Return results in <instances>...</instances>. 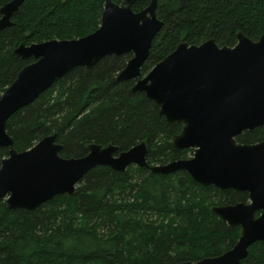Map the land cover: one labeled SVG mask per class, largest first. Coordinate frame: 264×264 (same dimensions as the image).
<instances>
[{
  "label": "trees",
  "instance_id": "1",
  "mask_svg": "<svg viewBox=\"0 0 264 264\" xmlns=\"http://www.w3.org/2000/svg\"><path fill=\"white\" fill-rule=\"evenodd\" d=\"M9 1L0 0V8ZM105 2L25 0L13 15L15 25L0 31V98L34 61L17 57L16 47L91 34L101 24ZM150 2L134 0L133 10ZM156 14L164 25L142 75L181 41L213 38L234 46L239 31L253 40L264 33V0H158ZM131 56L108 55L93 68L76 67L56 79L8 119L15 148L27 150L56 134L67 158L85 156L90 143L117 144L121 152L142 141L149 145L150 164L188 158L193 149L172 146L182 125H170L153 99L133 91L136 79L118 78ZM263 139L264 126L237 137L242 143ZM8 155L9 148L0 147V166ZM240 201H249L247 192L203 186L184 170L162 175L135 164L122 172L97 166L74 195H57L35 210L0 202V264H178L218 256L234 246L241 227H230L212 207ZM242 264H264L263 241L249 247Z\"/></svg>",
  "mask_w": 264,
  "mask_h": 264
},
{
  "label": "water",
  "instance_id": "2",
  "mask_svg": "<svg viewBox=\"0 0 264 264\" xmlns=\"http://www.w3.org/2000/svg\"><path fill=\"white\" fill-rule=\"evenodd\" d=\"M24 1L11 0L0 8V31L15 25L13 15ZM133 3L106 0L99 28L87 36L21 43L14 49L17 57L34 61L18 72L0 98V147L9 148L0 166V202L11 209L35 210L57 195H74L79 182L97 166L122 172L135 164L162 175L184 170L203 186L247 192L249 201L212 207L230 227H241L232 248L178 264H242L249 247L264 242V139L237 140L244 131L264 126V33L253 40L239 31L234 46H220L213 38L200 44L181 41L142 75L164 21L156 14L158 0L137 12ZM125 53L132 56L118 78L136 79L133 91L153 99L170 125H182L172 146L193 149L192 157L150 164L149 145L142 141L121 152L117 144L90 143L85 156L67 158L60 154L63 145L56 134L27 150L15 148L6 127L16 111L70 70L90 69L108 55Z\"/></svg>",
  "mask_w": 264,
  "mask_h": 264
},
{
  "label": "rangeland",
  "instance_id": "3",
  "mask_svg": "<svg viewBox=\"0 0 264 264\" xmlns=\"http://www.w3.org/2000/svg\"><path fill=\"white\" fill-rule=\"evenodd\" d=\"M192 155H193L192 150L187 153V157H192Z\"/></svg>",
  "mask_w": 264,
  "mask_h": 264
}]
</instances>
